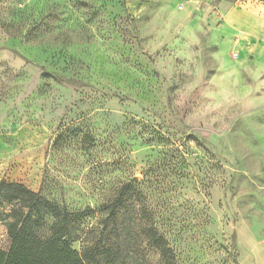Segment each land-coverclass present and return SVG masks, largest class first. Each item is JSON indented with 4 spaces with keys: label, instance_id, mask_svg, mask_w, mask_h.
Segmentation results:
<instances>
[{
    "label": "rangeland",
    "instance_id": "obj_1",
    "mask_svg": "<svg viewBox=\"0 0 264 264\" xmlns=\"http://www.w3.org/2000/svg\"><path fill=\"white\" fill-rule=\"evenodd\" d=\"M254 35V0H0V183L66 210L87 264L110 242L114 264H164L151 225L176 264H264ZM2 201L7 252L15 207ZM32 220L51 237V215Z\"/></svg>",
    "mask_w": 264,
    "mask_h": 264
},
{
    "label": "trees",
    "instance_id": "obj_2",
    "mask_svg": "<svg viewBox=\"0 0 264 264\" xmlns=\"http://www.w3.org/2000/svg\"><path fill=\"white\" fill-rule=\"evenodd\" d=\"M264 3V0H254ZM0 196L2 203L13 205L8 222V234L11 238L9 251L0 249V264H87L85 258L71 244L73 225L66 210L40 198L36 193L22 185L14 183H0ZM127 199L119 194L112 204L110 219L117 222L120 211L126 207ZM26 209H30L28 213ZM33 209L40 219L51 215L55 223L52 226V235L46 240L40 239L33 230L37 222L32 220ZM74 216V215H73ZM149 243L160 252V258L164 264H176L168 241L159 233L157 226L151 225L146 235ZM118 242L108 243L100 248L86 249L90 259L95 264L104 261L105 264H114L115 258L120 253Z\"/></svg>",
    "mask_w": 264,
    "mask_h": 264
},
{
    "label": "crops",
    "instance_id": "obj_3",
    "mask_svg": "<svg viewBox=\"0 0 264 264\" xmlns=\"http://www.w3.org/2000/svg\"><path fill=\"white\" fill-rule=\"evenodd\" d=\"M249 37H250L249 38L250 40L246 41L247 49L249 48L250 50L254 51V53H256L260 58L263 59L264 58V40L256 35L249 36Z\"/></svg>",
    "mask_w": 264,
    "mask_h": 264
}]
</instances>
